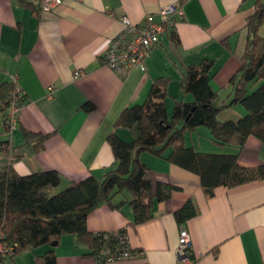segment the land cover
Here are the masks:
<instances>
[{"label": "crops", "instance_id": "0c3cea01", "mask_svg": "<svg viewBox=\"0 0 264 264\" xmlns=\"http://www.w3.org/2000/svg\"><path fill=\"white\" fill-rule=\"evenodd\" d=\"M41 0H0V87L17 77L23 96L16 127L8 132L0 113V169L11 165L20 176L56 171L61 190L88 176L97 179L113 168L107 136L126 108L142 104L153 83L166 80L164 105L168 117L175 103L190 101L182 95L180 79L187 68L212 60L210 86L216 93L218 120L235 121L246 114L239 104L226 107L233 97L236 77L247 41L246 20L256 3L264 0H66L45 13ZM176 4L180 14L161 36L160 44L141 67L119 74L102 64L108 40L122 30L120 17L143 24L162 6ZM264 38V20L258 30ZM79 71L81 75L74 76ZM89 103L93 110L86 112ZM24 132L46 136L40 149L27 143ZM126 142L134 129L117 130ZM185 145L204 154H229L231 146L217 145L210 130L198 127L185 134ZM152 183L176 187L168 201L154 206L153 219L132 225V210L101 206L86 219L91 233L126 230L131 250L143 256L105 264H178L176 247L180 229L189 236L194 264H264V180L235 187H216L207 196L196 174L164 159L143 153ZM245 168L264 164V145L246 140L238 156ZM118 199V198H117ZM191 200L196 215L178 225L173 213ZM50 250L42 246L7 259L6 264H35L34 258ZM56 264H94L86 247L74 235H63L55 249Z\"/></svg>", "mask_w": 264, "mask_h": 264}, {"label": "trees", "instance_id": "16d2710c", "mask_svg": "<svg viewBox=\"0 0 264 264\" xmlns=\"http://www.w3.org/2000/svg\"><path fill=\"white\" fill-rule=\"evenodd\" d=\"M263 20L264 5L256 3L246 20L247 41L240 67L231 79L233 97L226 107L241 105L246 110L243 117L235 121L218 120L220 109L213 105L216 93L210 86L213 61L203 59L189 66L180 79L182 95H190L191 100L176 102L170 117L164 105L167 93L163 78L153 83L142 104L119 114L106 138L114 166L101 178L88 176L56 191L61 184L56 171L20 176L11 165L0 169V231L4 242L14 248L10 259L25 251L50 246V250L34 258V263L56 264L54 249L63 235L76 236L87 249L85 256L92 257L94 264L143 256L142 250L129 248L125 229L93 234L86 227L88 215L101 206L120 210L127 203L132 210V225H140L154 218L156 204L168 201L176 187L152 183L150 169L140 160L143 153L196 174L207 196H212L216 187L230 188L264 180V164L245 168L238 163L248 137L253 136L264 145V38L258 33ZM11 91L12 84L0 87V113L5 112ZM82 109L90 112L93 106L86 103ZM198 127L208 128L217 145L235 150L229 154H204L185 145V134ZM119 129H134L136 137L130 142L123 141L117 136ZM45 138L24 132L27 143L36 140L37 149ZM6 147L7 142L0 143V150ZM195 215L191 200L173 213L180 226Z\"/></svg>", "mask_w": 264, "mask_h": 264}, {"label": "built area", "instance_id": "2783aa9c", "mask_svg": "<svg viewBox=\"0 0 264 264\" xmlns=\"http://www.w3.org/2000/svg\"><path fill=\"white\" fill-rule=\"evenodd\" d=\"M66 0H41L40 8L43 12L55 11ZM180 14V7L176 4L162 6L157 11L159 20L156 21L152 14L145 17L143 24H132L125 16L120 17L122 30L119 34L108 40L106 50L102 55V64L119 74H126L133 68L141 67L148 54L160 44L161 36L172 27L171 18ZM81 72H74L78 77ZM12 91L8 97V104L3 116L4 124L8 132L17 125L18 116L22 108L23 96L18 85L17 77L11 81ZM14 248L3 240L0 231V264H6V260L13 255ZM178 264H194L195 260L189 250V236L185 229H180L178 244L175 250ZM126 256V255H125Z\"/></svg>", "mask_w": 264, "mask_h": 264}]
</instances>
